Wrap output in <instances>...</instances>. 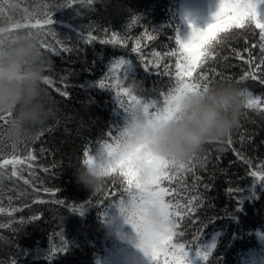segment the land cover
<instances>
[{
    "label": "trees",
    "instance_id": "16d2710c",
    "mask_svg": "<svg viewBox=\"0 0 264 264\" xmlns=\"http://www.w3.org/2000/svg\"><path fill=\"white\" fill-rule=\"evenodd\" d=\"M187 1L94 0L91 5L61 7L66 0H10L16 7L5 5L0 28L23 22L27 14L42 11L48 4L53 19L50 27L71 51L60 55L45 51L54 62L46 75L55 85L46 88L57 117L32 138L14 137L9 123L0 126V160L23 158L29 153L36 157L31 161L33 169L18 166L19 177L11 176L10 165L0 169V224L6 225L0 227V264H116L113 245L105 238L104 229L117 215L111 202L118 197H102L107 191L120 189V184L113 188L110 179L102 194L93 195L77 183L75 166L82 163L85 148L90 147L92 155L99 156L101 143L109 139L108 132L115 135V130L123 129L128 121L115 93L99 87L114 61H127L122 75L142 81V98L162 99L158 93L167 90L169 78L157 75L154 68L145 71L132 48L145 31L155 37L151 41L141 39L146 58H151L152 52L163 54L175 48V34L186 39L195 28L190 30L188 26ZM213 18L197 25L198 29H206ZM89 32L97 40L86 44L84 38ZM112 32L121 38L131 37L127 48L99 43ZM253 44L259 45L258 30H235L216 49V59L207 64L206 70L213 81L211 87L234 83L260 97L264 104V85L250 78L241 80L262 59L259 47L253 48ZM164 63L174 64V59L165 58L161 71ZM256 75L264 80V66ZM64 77L67 79L61 83ZM65 85L68 95L61 96L56 89L63 90ZM202 158L203 167L197 165L192 167L194 171L179 175L173 172L176 181L163 185L173 189L179 186L184 199L191 186H197V192L191 195H199L200 206L191 218L181 220L178 232L183 235L174 240L190 247L186 264H264V179L250 175L264 174V111L247 109L223 150L209 144ZM44 188L55 195L43 192ZM37 198L49 202L34 203ZM166 199L172 200V196ZM52 200L65 203L57 205ZM80 205L84 206L83 215L70 210V206ZM12 209L19 210L9 215ZM33 216L40 218L32 220ZM122 230L132 232L127 224ZM53 247L64 250L53 253Z\"/></svg>",
    "mask_w": 264,
    "mask_h": 264
},
{
    "label": "snow or ice",
    "instance_id": "6c2138e0",
    "mask_svg": "<svg viewBox=\"0 0 264 264\" xmlns=\"http://www.w3.org/2000/svg\"><path fill=\"white\" fill-rule=\"evenodd\" d=\"M73 3L91 5L94 0H66V5H61V7H70ZM5 5L12 9L16 7L10 3V0H0V16L4 14ZM25 12L27 13V10ZM134 23H136L135 20H133ZM52 24L50 7L44 4L42 11L37 9L36 12L27 14L23 22L0 28V51L6 45L15 43L22 29H28L29 32H35L40 36L41 47L44 51L55 55L70 52L71 49L63 46L57 33L50 27ZM246 28L258 30L259 45L253 44L252 47H259L262 59L256 69L245 73L241 80L250 78L264 85V80H260L256 75V71L264 66V0H218V9L213 22L203 30L192 28L191 34L186 39H181L175 34L176 47L170 51L163 54L152 52L150 53L151 58H146L142 54L141 39L146 37L151 41L155 37L145 31L144 37L135 40L132 52L138 54L139 62L145 71L154 68L157 75L169 78L170 83L167 90L158 93V97L162 99H145L130 95L123 88L122 76L125 75H122V69L127 63L124 58L114 61L109 73L100 81L99 87L113 91L117 102L128 116L130 112L139 109L149 122L153 118L167 119L173 115V102L183 91H207L211 87L213 81L206 70L207 64L216 59V49L226 42V37L232 35L235 30ZM130 39V36L121 38L117 33L112 32L109 37L100 39L99 43L127 48ZM95 40L97 37L91 32L84 38L86 44H91ZM169 57L174 59V64L164 63L163 71H161L162 61ZM66 79L67 77H64L61 83ZM46 85L54 87L55 82L48 77ZM66 88L67 85L63 90L57 88L56 91L61 96H67ZM245 91L249 92L247 89ZM247 108L264 111V104L260 97H254L250 93ZM10 116L11 114L0 115V126L8 124ZM115 132V135L112 131L108 132L109 139L101 143L102 152L99 156L106 160L107 172L112 180L113 188L119 183L120 189L107 191L102 200L118 197L111 203L115 205L119 203L122 211H126L125 224L129 225L135 234L137 238L135 247L145 255L147 264H186L190 247H186L184 243L174 242V240L179 235H183L182 232H178V229L182 227L181 220L185 217L191 218L200 206L199 195H191L197 192V186H191L186 199L180 196L182 189L179 186L175 189L163 186L165 181L171 185L177 179L170 170L168 162L155 157L142 145L134 142L128 123L123 129H117ZM237 155L239 156V153ZM96 157L92 155L90 147L85 148L82 163L89 164ZM35 158L31 153L23 158L17 156L3 158L0 160V169H6L10 165L12 167L11 176L19 177L18 166L27 165V168L31 170L33 169L31 161ZM44 171L47 172L48 169L45 168ZM145 171L146 176L142 175ZM30 175L35 177V172L30 171ZM250 175L264 179V174L251 172ZM24 183L28 184L29 181L24 180ZM34 190L40 191L35 188ZM43 192L55 195L47 188H44ZM168 196H172V200H167ZM181 199H184L183 203L180 202ZM45 202L49 201L39 198L34 201V203ZM50 202L57 205L65 203L63 200ZM18 210L12 209L8 214L11 215V212ZM70 210L83 215L84 206H70ZM0 212H3L2 208ZM39 218L38 216L31 217L32 220ZM5 226L0 224V227ZM57 250L63 251L64 248L53 247V253Z\"/></svg>",
    "mask_w": 264,
    "mask_h": 264
},
{
    "label": "clouds",
    "instance_id": "9594fccd",
    "mask_svg": "<svg viewBox=\"0 0 264 264\" xmlns=\"http://www.w3.org/2000/svg\"><path fill=\"white\" fill-rule=\"evenodd\" d=\"M54 62L41 47L35 32H21L15 43L0 51V115L11 114L9 128L18 139L32 138L57 117L46 88ZM123 88L138 97L145 92L142 81L122 76ZM249 92L234 83H223L207 91L185 90L173 102V115L149 122L137 109L128 116L134 142L168 162L176 174L203 167L206 146L215 144L223 150L241 115L248 109ZM142 175L146 176L147 172ZM78 184L95 194H102L110 180L106 160L97 156L89 163L75 166ZM117 215L105 226V238L113 245L116 264H147L145 255L135 247L136 236L124 232L126 211L119 203Z\"/></svg>",
    "mask_w": 264,
    "mask_h": 264
},
{
    "label": "rangeland",
    "instance_id": "374dc122",
    "mask_svg": "<svg viewBox=\"0 0 264 264\" xmlns=\"http://www.w3.org/2000/svg\"><path fill=\"white\" fill-rule=\"evenodd\" d=\"M186 3L190 30L192 27L198 29L197 25L201 26L206 19L213 18L218 9V0H188Z\"/></svg>",
    "mask_w": 264,
    "mask_h": 264
}]
</instances>
